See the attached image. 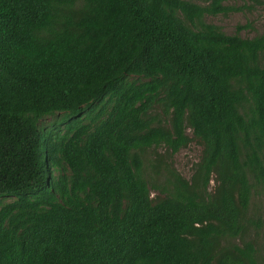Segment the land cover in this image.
<instances>
[{
    "label": "trees",
    "instance_id": "16d2710c",
    "mask_svg": "<svg viewBox=\"0 0 264 264\" xmlns=\"http://www.w3.org/2000/svg\"><path fill=\"white\" fill-rule=\"evenodd\" d=\"M200 1L0 0V264H264V34L204 21L264 0Z\"/></svg>",
    "mask_w": 264,
    "mask_h": 264
},
{
    "label": "rangeland",
    "instance_id": "374dc122",
    "mask_svg": "<svg viewBox=\"0 0 264 264\" xmlns=\"http://www.w3.org/2000/svg\"><path fill=\"white\" fill-rule=\"evenodd\" d=\"M194 3H201L200 0H189ZM229 6L235 8H241L246 4L250 6L248 0H237L226 3ZM205 23H210L218 26L225 34H233L235 27L244 24H250V28L241 30L239 35L241 37H252L254 35L264 34V7L254 6L249 9H241L240 11L230 12L226 15L206 16L204 18ZM186 133L191 137L189 129ZM155 152H161V149H147L141 152L142 160L144 163L143 173L145 176L152 175L155 170V164L153 158ZM162 153V152H161ZM201 155V146L195 142H191L186 148L180 149L172 156V168L185 180H189L193 173V165L198 162ZM153 181L159 182V178L152 177ZM150 181H152L150 179ZM214 184L211 183L210 187ZM155 193L152 192V196ZM247 217H254L260 219L261 228L257 231V236L254 235V231L251 230V239L254 241L255 246L261 251L264 256V199L261 195L253 196L251 198ZM249 238V237H248ZM250 240V239H249Z\"/></svg>",
    "mask_w": 264,
    "mask_h": 264
}]
</instances>
